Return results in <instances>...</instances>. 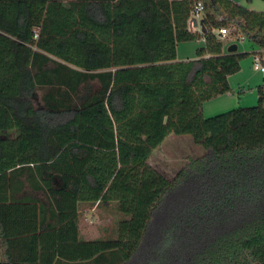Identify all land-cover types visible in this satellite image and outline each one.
Instances as JSON below:
<instances>
[{
  "label": "trees",
  "instance_id": "1",
  "mask_svg": "<svg viewBox=\"0 0 264 264\" xmlns=\"http://www.w3.org/2000/svg\"><path fill=\"white\" fill-rule=\"evenodd\" d=\"M229 27L264 52V12L230 0H0V264H264L263 86L201 113L247 55ZM171 134L205 153L168 181L147 161ZM110 203L115 238L82 240L79 206Z\"/></svg>",
  "mask_w": 264,
  "mask_h": 264
},
{
  "label": "rangeland",
  "instance_id": "2",
  "mask_svg": "<svg viewBox=\"0 0 264 264\" xmlns=\"http://www.w3.org/2000/svg\"><path fill=\"white\" fill-rule=\"evenodd\" d=\"M67 3L72 0H60ZM249 11L264 12V0H230ZM231 35L221 37L225 44H236L239 53H246L240 62V70L228 78L229 92L219 95L201 107L203 118L214 117L232 110L251 108L257 105L256 88L264 86V72L255 71L253 66L259 63L264 69V52L251 45L248 41H238L233 27L228 28ZM200 42H183L177 44L176 61L196 58L195 51ZM201 48V47H200ZM262 59V61L260 60ZM264 88V87H263ZM205 153L204 149L193 142L191 136L169 135L159 147L154 149L147 163L168 181L191 158H197ZM79 232L81 239L91 241L102 238H115L117 222L122 216L117 212L115 203L98 207L81 204L79 206Z\"/></svg>",
  "mask_w": 264,
  "mask_h": 264
},
{
  "label": "built area",
  "instance_id": "3",
  "mask_svg": "<svg viewBox=\"0 0 264 264\" xmlns=\"http://www.w3.org/2000/svg\"><path fill=\"white\" fill-rule=\"evenodd\" d=\"M203 12V7H202V4L200 2H197L195 5H194V8H193V11L191 12L190 14V18L188 20V31L189 32H192V33H195V32H200V28L197 26V27H194L193 25V22L191 21L192 19H194L197 23L198 21L200 20V15L202 14ZM220 35L222 36H226L227 35V31L226 30H219L218 32ZM0 35L1 32H0ZM36 34L34 35V38H36ZM240 42H242V39L240 38ZM253 69L255 71H260L261 73L264 72V69L261 67V65L259 63H255L254 66H253Z\"/></svg>",
  "mask_w": 264,
  "mask_h": 264
},
{
  "label": "water",
  "instance_id": "4",
  "mask_svg": "<svg viewBox=\"0 0 264 264\" xmlns=\"http://www.w3.org/2000/svg\"><path fill=\"white\" fill-rule=\"evenodd\" d=\"M191 21L193 22L194 27L198 26L200 28L201 34L205 33L204 27L202 26V20H199L198 23L194 19H192ZM236 52H237V45L236 44H230L226 48L227 54H232V53H236Z\"/></svg>",
  "mask_w": 264,
  "mask_h": 264
},
{
  "label": "crops",
  "instance_id": "5",
  "mask_svg": "<svg viewBox=\"0 0 264 264\" xmlns=\"http://www.w3.org/2000/svg\"><path fill=\"white\" fill-rule=\"evenodd\" d=\"M200 19H202V14L200 15ZM198 33V32H197ZM201 33V32H200ZM194 42H200L201 43V46L200 47H203L204 46V41H203V39H197V40H195ZM177 47V46H176ZM200 47H198V48H200ZM177 49V48H176ZM237 49H238V47H237ZM237 52H238V50H237ZM187 60H189V59H185V60H181V61H187ZM261 61H262V59H260ZM178 61V60H177ZM179 62V61H178ZM263 62V61H262ZM229 78V77H228ZM264 87V86H263ZM264 89V88H263ZM78 225H79V219H78ZM78 229H79V226H78ZM79 234H80V232H79ZM80 238H81V235H80ZM0 260H1V254H0Z\"/></svg>",
  "mask_w": 264,
  "mask_h": 264
},
{
  "label": "clouds",
  "instance_id": "6",
  "mask_svg": "<svg viewBox=\"0 0 264 264\" xmlns=\"http://www.w3.org/2000/svg\"><path fill=\"white\" fill-rule=\"evenodd\" d=\"M201 20V19H200Z\"/></svg>",
  "mask_w": 264,
  "mask_h": 264
}]
</instances>
